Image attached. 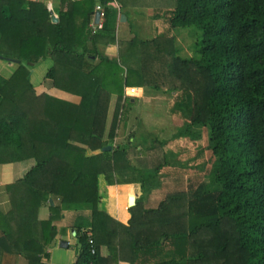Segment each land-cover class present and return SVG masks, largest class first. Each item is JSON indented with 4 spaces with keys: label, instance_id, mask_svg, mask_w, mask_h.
Masks as SVG:
<instances>
[{
    "label": "trees",
    "instance_id": "obj_1",
    "mask_svg": "<svg viewBox=\"0 0 264 264\" xmlns=\"http://www.w3.org/2000/svg\"><path fill=\"white\" fill-rule=\"evenodd\" d=\"M113 1L60 0L55 23L44 2L0 0V56L20 61L10 77L0 75V165L36 162L9 186L17 219L0 213L8 249L37 264L63 208H88L75 264H264V0H174L170 28L200 32L195 57H182L174 38L135 35L112 59L100 45L116 44ZM97 6L104 19L94 33ZM48 56L46 78L80 104L36 93L31 71ZM144 88L176 95L173 112L189 120L173 140H200L194 129H205L213 160L203 190L168 193L156 208L138 199L125 226L99 209L101 179L109 184L111 175L135 169L146 192L173 166L162 154L145 175L132 163L143 151L136 134L127 146L115 144L123 114ZM50 198L58 204L39 222Z\"/></svg>",
    "mask_w": 264,
    "mask_h": 264
},
{
    "label": "crops",
    "instance_id": "obj_2",
    "mask_svg": "<svg viewBox=\"0 0 264 264\" xmlns=\"http://www.w3.org/2000/svg\"><path fill=\"white\" fill-rule=\"evenodd\" d=\"M33 1L44 2L48 6L50 12H52L55 17L59 18L57 10L60 7V0ZM111 3V7L117 10L110 17L111 24L115 25L116 27L117 42L116 44L100 45V49L103 54L113 59L118 58L120 51L122 50L120 44H126L135 35H137V37L142 40H146L143 36L148 33L149 27H154V22L156 19L159 18L160 15L158 12L160 8H156L155 6L152 7L151 5H149L151 3L149 0H114ZM121 15H125L126 17L127 15H129L133 28L128 24V17L127 22L120 21ZM145 22H147L148 24L144 25ZM11 64L13 63H9L7 65L11 67ZM52 66V59L49 58L48 60L47 58H45L40 61V63L37 64L35 67H33L31 71L30 80L36 93L38 95L47 94L64 101L74 103L76 105L80 104V96L56 89L52 81L46 78V74ZM150 92H156V94L159 95H170L150 90L149 88H144L142 90L140 99L144 96H149ZM132 163L136 168H138L142 171V173H144L142 167H138L134 159H132ZM35 166L36 162L32 159L0 165V213L8 216L9 218L12 217L10 220H15L17 218H14L13 215H11L13 212V205L11 196L9 194V186L15 184L23 177H25V175L28 174L31 170H33ZM161 173H165V171ZM174 176H178V178L176 180H169L170 188L179 184H187L188 179L186 176H179L178 174ZM120 178H122V180H120ZM109 180V184H107L103 178L100 181L101 199L99 203V209L107 213L117 222L127 226L129 225L131 219L130 208L128 205L129 197L134 195L136 197V201L139 199L138 193H136V191L138 189L141 190V176L134 169L125 171L123 173L111 175ZM105 183L107 184L106 186ZM183 190L187 189L184 188L179 189L177 191ZM177 191L173 190L172 192ZM172 192L170 191V193ZM167 194L168 193H166V195ZM162 200L163 199L159 200V202H156L155 205H148V203H146V198L145 200H143V202L146 208H156ZM49 202V204H44L38 210L37 217L39 222H45L50 220L52 216L50 207L58 204V201H56L54 198H50ZM63 211L64 213L62 218H59L53 222V227L56 235L54 236V238L50 239V242L45 248V254L43 253L39 256L40 261L37 264L76 263L77 256L79 253L77 230L78 228L86 229L90 227L89 224L91 222V211L88 208H63ZM12 226H14V229H17V226L13 225V223ZM36 235L39 236V241H44V239L40 237V233L36 232ZM4 238L5 237L2 231L0 230V264H31L25 255L20 254L17 251L8 249ZM99 256L103 259L109 257V250L106 246L101 247ZM114 264L130 263L119 262Z\"/></svg>",
    "mask_w": 264,
    "mask_h": 264
},
{
    "label": "rangeland",
    "instance_id": "obj_3",
    "mask_svg": "<svg viewBox=\"0 0 264 264\" xmlns=\"http://www.w3.org/2000/svg\"><path fill=\"white\" fill-rule=\"evenodd\" d=\"M149 1L151 2L149 5L152 7L155 6L156 8H160L158 11L160 15L159 18L155 20L154 27H149L148 33L143 37L146 40L154 38H166L169 40L174 38L175 47L179 48L182 57H195V46L200 32L195 28L176 30L170 28L168 20L172 8L175 6V1ZM147 24V22L144 23V25ZM120 45L123 49L124 45ZM49 58L48 56L47 59L49 60ZM7 64L9 63L4 60L0 61V75L6 78L10 77L16 68L14 63L11 64V67ZM176 100L178 99L172 94L159 95L156 94V92H150L149 96H144L139 99L136 106L123 114L122 121L117 131V139H115L116 145L127 146L131 137L134 136V133L136 134L134 144L135 146H139L140 144L143 145V151L139 155L133 156V159L138 167H142L145 175L154 171V168L163 161V155L167 160L173 163L170 170L167 169L165 173H160L158 177H155L157 179L151 180L147 184L146 192L142 190V186L140 187L141 190L138 189L136 191L139 199H147L146 203H148V205H155L156 202L164 199L166 193H170V191H177L184 188L188 190L192 189L193 191L197 188L203 190L205 185L209 183L210 160H213V156L208 149V132L205 129L196 128L194 131L202 132V138L200 140L192 141L188 138L173 140L174 134L179 131L180 127L187 124L189 120L188 118H182L180 113L173 112L174 104L177 102ZM115 104L116 99L113 98L109 112L110 119L113 117ZM141 137H145L148 141H144ZM155 140L158 142L166 141L168 144L164 147H160L158 142H156L157 145L154 143V147L152 142ZM176 174L179 176H186L188 182L186 185L179 184L170 188L169 180H176L178 178V176H174ZM120 180H122V178H120Z\"/></svg>",
    "mask_w": 264,
    "mask_h": 264
},
{
    "label": "water",
    "instance_id": "obj_4",
    "mask_svg": "<svg viewBox=\"0 0 264 264\" xmlns=\"http://www.w3.org/2000/svg\"><path fill=\"white\" fill-rule=\"evenodd\" d=\"M100 18H101V13L98 12L96 14V16H95V23L96 24H99ZM120 21L121 22H127V17L125 15H121ZM53 22L57 23L58 22V18L54 16L53 17ZM0 59L3 60L4 58L2 56H0ZM6 61L9 62V63L20 64V61L15 60V59H7ZM103 150L104 151L105 150H111V147L105 148ZM128 205H129L130 209L136 206V197L134 195L129 197Z\"/></svg>",
    "mask_w": 264,
    "mask_h": 264
},
{
    "label": "built area",
    "instance_id": "obj_5",
    "mask_svg": "<svg viewBox=\"0 0 264 264\" xmlns=\"http://www.w3.org/2000/svg\"><path fill=\"white\" fill-rule=\"evenodd\" d=\"M111 5H112V3L109 4V6H111ZM96 10H97V12L101 13V18H100L99 24L93 23V25H92V29H93L94 33H96L98 30H101L103 28V19H104V13H103L102 7L101 6H97ZM87 234H88V236L90 238V244L93 245V241L91 240L92 233L87 232ZM92 253L95 254V251L92 250Z\"/></svg>",
    "mask_w": 264,
    "mask_h": 264
}]
</instances>
